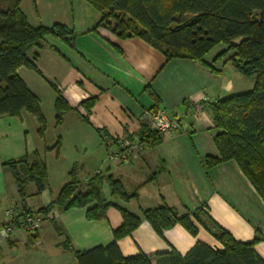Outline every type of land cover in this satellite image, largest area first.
Wrapping results in <instances>:
<instances>
[{
	"label": "crops",
	"instance_id": "obj_1",
	"mask_svg": "<svg viewBox=\"0 0 264 264\" xmlns=\"http://www.w3.org/2000/svg\"><path fill=\"white\" fill-rule=\"evenodd\" d=\"M19 9L29 25L62 24L74 37L65 42L46 36L41 48L33 47L27 54L38 72L25 66L16 70L37 96L46 129L43 137L38 136L34 117L25 111L0 116V227L8 222L4 215L8 206L34 210L51 202L73 165L81 189L99 172L119 179L128 191L136 188L137 197L123 201L111 196L104 183L101 191L109 205L103 217L88 219V207L51 209L35 233L13 230L0 245V264H75L73 253L61 243L67 240L80 251L107 246L113 230L122 224L120 208L140 218L129 235L116 241L121 255L143 254L152 264L157 253L174 250L183 255L197 241L212 248L221 245L200 226L196 235L180 224L159 235L141 209L167 204L183 213L199 207L237 241L264 235V203L238 165L228 160L205 170L201 164L206 155H217L211 103L246 91L252 81L248 85L228 62L215 60L219 51L204 56L212 70L192 59L166 60L139 37L118 38L98 25L101 13L85 0H20ZM53 87L70 107L57 125ZM194 103L202 107L196 109ZM152 107L178 118L179 127L153 146L141 144L127 163L107 159L108 142L115 149L116 140L139 135L140 115ZM57 139L58 148L43 150ZM33 151L43 156L47 183L36 193L35 183L27 182L22 199L4 162ZM54 222L62 236L56 234ZM253 249L264 260V241Z\"/></svg>",
	"mask_w": 264,
	"mask_h": 264
},
{
	"label": "trees",
	"instance_id": "obj_2",
	"mask_svg": "<svg viewBox=\"0 0 264 264\" xmlns=\"http://www.w3.org/2000/svg\"><path fill=\"white\" fill-rule=\"evenodd\" d=\"M85 1L101 13L99 26L121 39L134 36L143 39L161 51L166 60L192 59L212 69L204 56L217 44L226 46L215 60L230 51L226 61L241 76L252 79L253 86L251 90L211 103L212 124L217 129L212 142L217 155H206L201 164L207 170L233 160L264 203V0ZM19 2L0 0V116L19 115L25 111L34 117L37 133L43 137L46 122L39 100L16 70L25 66L38 72L27 56L28 51L33 47L41 48L46 36L70 42L74 33L58 23L29 25L19 9ZM53 89L56 92L53 107L57 125L70 107L60 92ZM150 93L157 99L152 91ZM92 102L90 99L89 105ZM161 136L150 126L149 120L140 121L137 137L141 144L153 146ZM58 145L57 139L51 146H44L43 150L58 148ZM4 165L10 169L22 199L27 196V182L35 183L36 193L46 187V163L38 151L25 153L18 159L4 162ZM78 173L77 166L73 165L51 202L34 210L19 205L21 209L16 218L33 214L42 218L51 209L63 211L71 207H88V219L101 218L109 205L104 202L101 191L104 183H107L111 196L123 201L137 197L136 188L128 191L119 179L99 172L90 176L81 189ZM140 211L159 235L175 224L196 235L200 226L221 245L220 248H212L197 241L183 255L174 250L157 253L154 264H264L253 249L254 244L264 241V235L256 233L251 241H237L199 207L179 213L174 207L162 204ZM120 213L122 224L113 230V240L107 246L80 251L73 249L67 240L60 246L73 253L75 264H152L143 254L121 255L116 241L129 235L140 223V218L122 208ZM16 218L3 226L16 224ZM53 226L56 234L62 236V229L55 222Z\"/></svg>",
	"mask_w": 264,
	"mask_h": 264
},
{
	"label": "built area",
	"instance_id": "obj_3",
	"mask_svg": "<svg viewBox=\"0 0 264 264\" xmlns=\"http://www.w3.org/2000/svg\"><path fill=\"white\" fill-rule=\"evenodd\" d=\"M196 109L202 107L201 103L192 105ZM140 119L149 120L150 126L161 135L170 134L175 128L179 127L178 118H170L162 109L145 110L140 115ZM111 143L108 142L106 149V157L112 161L127 163L136 150L141 146L138 137L118 139L115 144V149H112ZM19 205L8 206L4 210V215L8 221L15 219L20 213ZM16 224H7L0 227V245L11 236L15 228L27 233H35L41 226L42 218L39 215H28L18 217Z\"/></svg>",
	"mask_w": 264,
	"mask_h": 264
},
{
	"label": "rangeland",
	"instance_id": "obj_4",
	"mask_svg": "<svg viewBox=\"0 0 264 264\" xmlns=\"http://www.w3.org/2000/svg\"><path fill=\"white\" fill-rule=\"evenodd\" d=\"M225 48V46H224V44H217L216 46H214L208 53H209V55H211V54H213V53H216V52H220V48ZM229 54H230V51H228V52H225V54L221 57L223 60H225V62H228V61H226V59H227V57L229 56ZM220 59V58H219ZM229 63V62H228ZM231 66V65H230ZM232 67V66H231ZM238 73V72H237ZM239 74V73H238ZM240 75V74H239ZM240 77H242L244 80H246L247 81V83H248V85H250V83H249V81L251 82L252 81V79H250V78H245V77H243V76H241L240 75ZM252 84H251V86L250 87H247V89L246 90H251L252 89V86H253V81L251 82ZM43 111H44V114H46V116L48 117V120L50 121L51 120V118L49 117V110H48V108H47V105H45L44 103H43ZM50 118V119H49ZM37 129L38 128H36V132H37ZM37 135H38V133H37ZM39 136V135H38ZM52 163V162H51ZM50 166H51V164H50Z\"/></svg>",
	"mask_w": 264,
	"mask_h": 264
}]
</instances>
